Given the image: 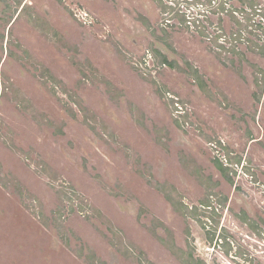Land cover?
<instances>
[{"label": "flooded vegetation", "instance_id": "flooded-vegetation-1", "mask_svg": "<svg viewBox=\"0 0 264 264\" xmlns=\"http://www.w3.org/2000/svg\"><path fill=\"white\" fill-rule=\"evenodd\" d=\"M3 1L13 22L27 12L34 27L48 24L52 43L77 61L64 73L39 58L30 72L51 83L35 94L62 87L61 115L29 90L14 101L16 165L26 161L39 180L14 185L16 223L0 230V249L8 242L14 256L0 264H51L55 254L58 264L75 263L61 256L66 249L82 264L119 256L123 264L136 249L139 263L154 264L137 226L169 260L199 264L194 224L222 244L223 202L242 203L237 215L248 223L241 179L264 180V0ZM214 67L221 89L207 71ZM174 217L186 220L181 243L168 225Z\"/></svg>", "mask_w": 264, "mask_h": 264}, {"label": "rangeland", "instance_id": "rangeland-1", "mask_svg": "<svg viewBox=\"0 0 264 264\" xmlns=\"http://www.w3.org/2000/svg\"><path fill=\"white\" fill-rule=\"evenodd\" d=\"M9 3L14 6L15 0H11ZM3 5L4 1L0 0V230H5V232L9 234L16 223L12 218V215L16 211L14 210L13 203L14 185H18L20 181L22 182V186H26V183L30 181L35 183L39 180L38 176L26 165V161H21L18 167L16 165V158L18 155L14 153V144L17 139L15 138V131L12 126H15L16 123L14 101H17L18 98H22L26 94V91L29 90L28 94L32 95L35 100L44 102V108L55 115H61V104H59L55 97L60 96L61 100H65L64 94L60 92L62 87L58 84L55 90H60L53 93V95L48 93L49 95L44 96L45 92L42 95L35 94V85H40L47 92L49 91L48 83H51L48 82L49 80L47 81L48 83H44L43 80L40 81L41 79L39 78L32 79L33 77L30 75V72L32 68L36 66V62L39 61V58H44L47 62H50V65L64 73L66 71L73 72V61L75 62L77 60H75V55L70 54V58L67 56L68 54L64 55L63 52L59 50L58 45L52 43L54 41L50 39L51 33L48 24L43 27L40 25L34 27L35 19L32 14L27 12L19 15L16 21L13 22L12 20L15 18V13L10 8L2 10L4 8ZM8 11H11V13ZM66 19L67 18H64L65 21ZM10 22H13V24L9 25ZM76 36H78V32H76ZM7 37L9 39L8 44H6ZM201 43L198 44V51L203 50ZM25 49L28 50L29 54L26 53V55H23L22 51L24 52ZM7 52L9 55H7ZM62 58L65 59L67 63L59 65V60ZM256 60L258 61L257 58ZM258 62L264 65V59ZM203 69H205V67ZM207 71L210 72L211 76H214L213 85L221 89L219 85V76L220 78L223 77L219 75L217 67ZM204 74H207V72L205 71ZM213 108L211 110H213ZM261 118L264 123V105L262 107ZM258 133L259 132H256V135H258ZM236 134L241 136L240 131ZM236 134H233L232 137L235 141L237 137ZM10 150H12L11 153ZM202 158H207V155ZM254 181L255 182L251 183L244 178L241 179V186L244 185L245 188L243 191L241 190V193L245 195L247 201L251 204V208L248 212V223L242 221L237 215L239 209L242 208V203L229 202L230 208L226 210L227 204L223 202L222 206H224V208L220 216L216 218L219 219V224L222 223L223 228L228 232V235H225L226 239L222 238V244H220L219 239H216L215 236L214 240H211L208 233L204 232L198 223L192 226V234L197 246L196 254L199 259H203L206 264H264V180L259 181V184L256 183L258 179H254ZM230 189L231 188L228 187L224 192L230 193ZM196 196L199 199L202 198L203 194L200 188L196 190ZM241 214L247 216L243 212ZM28 219L29 214L25 213V219L21 218L20 221H16L20 224L23 221H28ZM8 225H10V230H8ZM23 225L25 224L23 223L22 226ZM168 225H171L173 228V233H175L173 237L176 235L174 239L181 243V238L186 235L184 231L186 220H183L181 217L178 221V219L174 217L169 219ZM39 226L40 225L37 224L36 228L40 230ZM125 226L128 228V226L130 227L132 225L127 223ZM137 228L138 230L134 231L137 233V236H141L143 239L140 244L146 250L144 255H147V253L150 254L155 260L154 264H163L166 261H169V264H177L176 259L173 258L169 260L167 258L166 254L163 252V246L157 243L156 237H152L150 233L147 235L145 230L138 226ZM159 231L163 233L161 230ZM53 232L56 233L54 229ZM128 232V234H131L129 230ZM9 239L11 241L12 238ZM215 240H217L216 244ZM167 241H169V238ZM7 244L9 243L5 242V246L0 249V260L6 263L12 260L14 256L13 252L7 255ZM75 244L77 245L76 248H78L79 243L75 242ZM70 248L72 250L74 247ZM134 252L135 253H124V256H122L123 264H141L135 259L138 250L136 249ZM62 255H69L67 257V262L75 261L76 264H82V260L77 257L74 252L69 253L66 249V251L63 250L61 252V256ZM117 258L118 261L116 264H122L121 257L119 256ZM52 260L53 262L51 264H58L56 254ZM31 264L36 263L31 261Z\"/></svg>", "mask_w": 264, "mask_h": 264}, {"label": "trees", "instance_id": "trees-1", "mask_svg": "<svg viewBox=\"0 0 264 264\" xmlns=\"http://www.w3.org/2000/svg\"><path fill=\"white\" fill-rule=\"evenodd\" d=\"M208 233V236H209V238L211 239V240H214V235L211 233V232H207ZM224 238H226L225 236H223ZM199 264H206V262L202 259H199V262H198Z\"/></svg>", "mask_w": 264, "mask_h": 264}, {"label": "built area", "instance_id": "built-area-1", "mask_svg": "<svg viewBox=\"0 0 264 264\" xmlns=\"http://www.w3.org/2000/svg\"><path fill=\"white\" fill-rule=\"evenodd\" d=\"M198 16H200V14ZM201 18L203 19V16L202 15L200 16L199 21H200Z\"/></svg>", "mask_w": 264, "mask_h": 264}]
</instances>
